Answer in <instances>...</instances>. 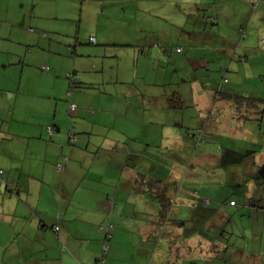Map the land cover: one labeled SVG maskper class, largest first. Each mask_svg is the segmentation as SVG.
<instances>
[{
  "label": "crops",
  "instance_id": "obj_1",
  "mask_svg": "<svg viewBox=\"0 0 264 264\" xmlns=\"http://www.w3.org/2000/svg\"><path fill=\"white\" fill-rule=\"evenodd\" d=\"M115 1H119L123 20L119 14L116 21L102 18L107 10L101 8L92 19L95 30L88 32L89 39L80 38V28L72 35L56 24L77 20L79 27L85 19L81 3L78 9L73 7L75 12L48 7L46 20L35 25L47 28L52 37L39 34L29 38L27 34L18 41L0 40V169L5 178L0 180V264L205 262L195 258L205 245L199 225L188 239L181 240L190 217L179 208L173 220L178 225L164 228L169 216L162 218L159 196L185 203L195 200L186 196L189 191L183 190L184 179L177 187L185 170L184 145L190 148L185 137L195 139L206 130L208 140H215V133L231 135L234 118L253 120L250 110L244 103L233 105L236 86L224 93L211 87L207 58H195L191 81L189 75L180 76V70L181 74L189 71L175 60L169 72L167 49L158 51V70L153 73L155 82L167 78L164 85L157 86L160 91L152 87L141 93L134 86L120 89L119 73L114 81L107 80L104 64H99V58L109 55L107 47H127L136 69L139 59L145 57L144 48L138 50L134 45L137 41L144 44L148 38L139 39L136 29L147 28L146 19L153 22L152 5L144 0ZM42 4L38 1L37 6ZM113 28L121 30L113 31L119 36L113 35ZM16 41L20 50L10 48ZM152 42L158 49L169 41L159 36ZM160 62H165L163 68ZM71 103L76 104L73 111L69 110ZM186 104L196 110L195 120L205 119L198 129L185 128L188 122L184 123L180 110L190 107ZM240 108L243 114L232 113ZM261 113L255 121L263 120L264 110ZM243 125L241 134L254 135L255 131ZM69 130L75 133V141L69 140ZM226 148L240 152L231 143L221 145L217 153L214 146L198 145L192 158L209 160L221 156ZM61 163L63 168L57 169ZM175 190L178 194L172 199ZM198 199L197 205L208 200ZM196 202L184 205L191 211ZM54 226L59 227L57 233L52 231ZM104 245L108 247L105 253Z\"/></svg>",
  "mask_w": 264,
  "mask_h": 264
},
{
  "label": "rangeland",
  "instance_id": "obj_2",
  "mask_svg": "<svg viewBox=\"0 0 264 264\" xmlns=\"http://www.w3.org/2000/svg\"><path fill=\"white\" fill-rule=\"evenodd\" d=\"M38 1H43L42 7L37 6ZM118 2L115 0H82V2L81 0H0V40L13 42L15 39L18 41L26 38L27 34L30 38L31 36L38 37L39 34L42 36L43 33L52 37L47 28L42 30L35 25L38 21L46 20L45 18L49 15L48 7L51 5V8L56 7L61 11L71 9L75 12L76 9L73 7L78 9L81 3L85 10V19L79 27L77 20L73 24L68 22L56 24L59 29L65 33H72V35H76L80 28V38L89 39L88 32L95 30V23L92 19H96V13L101 8L107 10L102 18L107 16L116 21V16L119 14L123 20ZM143 3H148V6L152 5L153 22L146 19L148 27L144 30L136 29L139 39L148 38L144 44V41H137L134 46L138 50L144 48L145 58L139 59L135 69L131 54H127L129 51L127 47H107L109 53L107 58H99V64L101 65V62L104 64L107 80L114 81L115 74L119 73L118 86L120 89H129L134 86L140 87L141 93L144 92L142 91L144 88L151 89L152 87L160 91L161 88L157 86L164 85L167 78L162 77L155 82L156 74L153 73L158 70L155 68L159 59H156L158 51L167 49L170 58L166 69H169V72L175 60L182 64V70L189 71V74L183 71L181 74L179 69L180 76L189 75L187 79L191 81V70L197 61L195 58H207L210 69L208 82L211 87L214 86L215 89H219V92L224 93L230 90V87L236 86L234 90L236 95L258 97L262 100L258 104L259 108L246 106L253 119L251 122L241 121L243 117L234 118L231 135L215 133L212 136L215 140H208V130H206L204 134L202 131L199 133L202 138L199 142L193 137H185V143L190 141V148L188 144L184 145L185 170L179 176L181 179L177 187L179 188L184 179L183 190L189 191L186 196L195 198V200H186V203L187 201L196 202L197 198L208 199L211 202L206 204L204 200H201L198 205L196 202L195 209L189 211L185 206L187 205L185 200L184 202L170 200L167 212H165V215L169 216H167L169 221L165 222L168 224L164 228L168 229V227L178 225L173 220L177 217L178 211L176 210L182 208L190 217L183 234H189L199 225L201 241L205 244L200 248L202 251L198 250L200 253L196 252L195 256L197 259L204 258L205 262L199 260V263L195 262V264H264V174L262 173L264 169V151H262L264 148V116L261 122L255 121L260 114L259 110H264V0H201L199 2L155 0L153 4L151 0H144ZM254 4L257 5L254 7ZM212 18L216 19V24L211 23ZM152 23L153 26L150 27ZM108 26L105 25L107 30ZM114 28L111 32L119 36L114 32L121 30ZM159 36L160 39L164 38L169 42L167 45H156L158 46L156 49L152 39L157 40ZM79 42L83 43L85 40ZM16 45L10 48L17 50L18 45L17 47ZM176 48L181 49V52L176 53ZM114 53L116 57L113 56ZM164 65L165 62H160L159 67L163 68ZM224 70L225 73H223ZM176 78L175 75L173 81ZM198 79L203 81L204 77L198 76ZM145 83L147 86H144ZM187 84L191 86V82ZM170 87L175 89L178 86L171 85ZM181 87L183 86L178 87L180 91ZM166 90L169 91L168 87ZM234 104L236 102L233 100ZM180 113L185 124L188 122L193 125L192 127L186 124L185 128L198 129L199 125L204 123L203 117L195 120L194 107L190 106L183 112L180 110ZM227 113L230 114V111L227 110ZM232 113L243 114L244 109H233ZM188 115L194 119L189 118ZM243 123L246 124L248 130L255 131L254 135L248 137V135L241 134ZM259 129L262 132L261 135H259ZM191 133H194L193 130ZM204 139H206L205 144ZM225 143H231L240 152L247 149L252 150L253 153L240 163L233 164V168L231 164L228 166L230 168L217 166L220 165L221 156L210 157L209 160L206 157L192 158L195 153L194 149L198 145L199 147L214 146V153H217L219 147ZM187 147L189 151L186 150ZM198 160L201 161L200 165H198ZM183 173L186 175L185 178L184 176L182 178ZM197 191L199 194L196 193ZM181 193L183 194V191ZM176 194L178 191L175 190L172 199L176 198ZM230 199L234 200L235 206L229 205ZM180 212L185 213L181 210Z\"/></svg>",
  "mask_w": 264,
  "mask_h": 264
},
{
  "label": "trees",
  "instance_id": "obj_3",
  "mask_svg": "<svg viewBox=\"0 0 264 264\" xmlns=\"http://www.w3.org/2000/svg\"><path fill=\"white\" fill-rule=\"evenodd\" d=\"M195 2H199V1H201V0H194ZM257 4H254V7L256 6ZM216 19H214V18H212V20H211V23L212 24H216ZM42 36H46V34L45 33H43L42 34ZM91 42V41H90ZM95 42V41H94ZM94 42H91V43H94ZM176 51L177 52H181V49H179V48H176ZM43 67H45V66H43ZM42 67V68H43ZM47 68V67H46ZM47 70H48V68H47ZM224 81H226L225 79H224ZM232 100H234L235 102H236V104H241V103H244L247 107H258L257 106V104H259L260 103V101H262V100H260V99H253V98H248V97H243V96H239V95H233L232 96ZM261 112H262V109L260 110V114H261ZM260 119V118H259ZM50 131L49 132H51V128L49 127L48 128ZM73 129V128H72ZM71 135H74L75 136V133L74 132H72L71 130H69V138H70V136ZM195 139L197 140V142H199V141H201L202 140V138H201V135L200 134H198L196 137H195ZM70 140V139H69ZM70 141H72V140H70ZM253 153V151L252 150H245L244 152H237V151H235V150H232V149H228V148H226V149H224V151H223V153H222V155H221V162H220V164L222 165V167H226L227 165H233V164H238V163H240L243 159H245L246 157H248V156H250L251 154ZM160 197V202H161V208H162V210H161V216H162V218L163 217H165L166 215H165V212H167V209H168V207H169V204H170V202H169V200H167L166 198H164V196H159ZM233 202H234V200H233ZM206 204H210V202H209V200H208V202H206ZM234 204H235V202H234ZM113 206V208H114V205H112ZM205 207H207V206H205ZM175 222H178V221H175ZM184 223V222H183ZM58 227V226H57ZM58 230H59V227H58V229L56 230V231H54L53 230V228H52V231L54 232V233H57L58 232ZM189 238V235H188V233L187 234H184V235H182V238H180L181 240L182 239H188Z\"/></svg>",
  "mask_w": 264,
  "mask_h": 264
},
{
  "label": "built area",
  "instance_id": "obj_4",
  "mask_svg": "<svg viewBox=\"0 0 264 264\" xmlns=\"http://www.w3.org/2000/svg\"><path fill=\"white\" fill-rule=\"evenodd\" d=\"M90 41H91V42H94V39L91 38ZM263 44H264V41H263ZM43 69H44V70H47L46 67H44ZM75 109H76V104L71 103V104L69 105V110H70V111H73V110H75ZM48 131H50V130L48 129ZM75 139H76V138H75L74 135H71V136H70V140L75 141ZM56 167H57V169H62V168H63V164H62V163H61V164H58ZM3 174H4L3 170L0 169V180H1L2 182L5 181V178L2 177ZM206 202H208V200H206ZM229 205L234 206L235 204H234L233 201H230V202H229ZM57 229H58V227H57V226H54L53 230L56 231ZM107 249H108L107 245H104L103 248H102V252L105 253V252L107 251Z\"/></svg>",
  "mask_w": 264,
  "mask_h": 264
},
{
  "label": "water",
  "instance_id": "obj_5",
  "mask_svg": "<svg viewBox=\"0 0 264 264\" xmlns=\"http://www.w3.org/2000/svg\"><path fill=\"white\" fill-rule=\"evenodd\" d=\"M262 173L264 174V169L262 170Z\"/></svg>",
  "mask_w": 264,
  "mask_h": 264
}]
</instances>
